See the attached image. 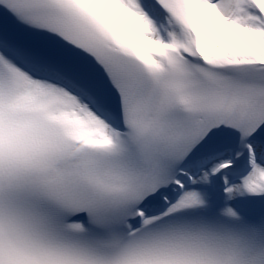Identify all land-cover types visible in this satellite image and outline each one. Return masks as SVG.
Masks as SVG:
<instances>
[{
  "label": "snow or ice",
  "instance_id": "obj_1",
  "mask_svg": "<svg viewBox=\"0 0 264 264\" xmlns=\"http://www.w3.org/2000/svg\"><path fill=\"white\" fill-rule=\"evenodd\" d=\"M0 264H264V0H0Z\"/></svg>",
  "mask_w": 264,
  "mask_h": 264
}]
</instances>
